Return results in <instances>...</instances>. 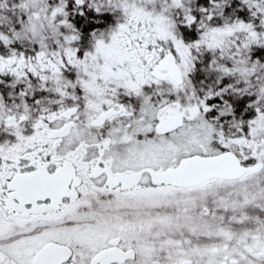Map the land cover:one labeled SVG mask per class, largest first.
Returning a JSON list of instances; mask_svg holds the SVG:
<instances>
[{
	"label": "snow or ice",
	"instance_id": "snow-or-ice-1",
	"mask_svg": "<svg viewBox=\"0 0 264 264\" xmlns=\"http://www.w3.org/2000/svg\"><path fill=\"white\" fill-rule=\"evenodd\" d=\"M0 264H264V0H0Z\"/></svg>",
	"mask_w": 264,
	"mask_h": 264
}]
</instances>
